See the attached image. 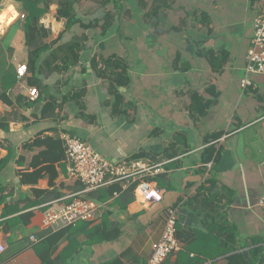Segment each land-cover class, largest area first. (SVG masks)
Masks as SVG:
<instances>
[{
	"label": "crops",
	"instance_id": "1",
	"mask_svg": "<svg viewBox=\"0 0 264 264\" xmlns=\"http://www.w3.org/2000/svg\"><path fill=\"white\" fill-rule=\"evenodd\" d=\"M12 7L16 17L10 14L5 22L0 20V245L6 248L0 254V264H42L39 253L43 250L40 244L32 246V237L45 231L49 204L60 198L45 199L79 193L68 187L74 179L67 159L54 163L43 159L44 155L52 159L60 148L30 147L40 136L81 139L113 163L132 161L134 155L145 152L149 157L143 161L162 165L154 176L162 175L163 180L148 183L151 190L162 193L163 200L145 201L140 185L135 201L119 215L125 223L123 236L90 244L81 227L74 241V248L80 245L79 251L69 259L70 264H103L116 258L123 264H147L153 245L162 238L170 209L177 211V229L200 232L191 258H201L202 264H227L230 254L218 252V237L215 232L210 234L214 228H204L202 218L190 205L212 168L210 164L205 174L199 172L203 138L216 132L224 133L218 140L222 155L215 166L218 189L234 193L227 220L237 230L239 247L231 253L248 257L253 248L264 246L260 208L264 197V75L246 71L264 0H115L105 8L81 0L76 5L80 22L73 26L57 19L58 4L54 2L41 20L51 32V41L62 37L64 44L83 35L90 40L81 62L71 71L40 79L59 103L74 89L87 88L84 113L94 117L93 121L81 118L82 109L74 102L65 103L55 119L42 117L41 98L30 99L28 76L20 77L17 72L29 59L21 5L3 0L0 16ZM109 11L116 20L105 33L103 24ZM203 14L209 16L207 26L199 20ZM210 50L227 53L228 64L218 75V103L194 125L189 119L190 94L203 92L213 76L205 58ZM94 55L119 57L128 63L132 83L123 90L128 104L125 116H112L107 85L90 67ZM246 79L250 84L244 87ZM177 133H185L187 141L169 150L178 153L174 160L165 159ZM47 149L52 154L46 155ZM180 160V166L166 168ZM68 243H61L55 257ZM169 260L174 263L177 256Z\"/></svg>",
	"mask_w": 264,
	"mask_h": 264
},
{
	"label": "trees",
	"instance_id": "2",
	"mask_svg": "<svg viewBox=\"0 0 264 264\" xmlns=\"http://www.w3.org/2000/svg\"><path fill=\"white\" fill-rule=\"evenodd\" d=\"M3 0H0V3ZM21 5V13L23 16V28L26 32V42L29 48V59L27 64V71L25 77L28 76V83L31 88H36L39 92V97L43 103L42 117L46 119H55L56 116L63 110L65 103L74 102L82 109L81 118L89 120L94 117L84 113L85 100L88 96V89L80 87L70 92L62 103H59L58 98L51 93L50 88L41 81V77L50 78L55 73H68L75 66H77L82 59V53L86 50L90 37L75 36L71 41L61 44V38L56 41H51V32L41 24L42 18L50 12L51 6L54 2L58 4L57 19L65 20L68 26H73L80 22L77 18L76 5L81 0H15ZM101 7H108L114 3L115 0H91ZM13 14L16 13L14 8H10L9 12L0 16V20L5 22ZM201 24L207 26L209 24V16L207 14L200 15ZM13 20V19H12ZM116 20L112 12H108L103 24L104 32L106 33ZM205 58L209 61L212 71V77L209 84L205 87L203 92L193 91L190 94L189 105V119L194 125H197L206 117L210 110L218 103L220 92L218 90V75H221L225 66L228 64L227 53H217L214 50L206 52ZM90 67L94 74L100 79L104 80L109 95L112 97L110 106L112 109V116L118 118L127 114L123 90L127 89L132 83L130 75V68L128 63L119 57L104 58L100 55H94L90 60ZM187 69V67H185ZM6 102L5 95L1 96ZM39 99V98H38ZM37 99V100H38ZM24 101V100H23ZM36 101V100H35ZM224 133L216 132L205 135L203 143L204 149L199 156V163L202 166L199 169L200 174H205L208 165L212 164L209 176L206 178L205 184L202 185L196 196L190 199V205L202 218V225L206 229L214 228L213 232L218 237L219 245L218 252L223 255L230 254L227 257V264H264V246L253 248L247 257L245 253H231L238 250L239 244L237 239V230L229 223L227 210L233 203L234 193L227 188L218 189V178L215 174V166L220 162L222 155V146L218 140L222 138ZM187 136L185 133H177L170 141V148L166 150L164 158L174 160L178 153L170 152L169 150L175 148L178 143H186ZM30 147L33 145L50 146L60 148V153L49 159L48 156L43 157L45 161L66 160V149L64 148V141L60 138L53 137H37ZM28 146V145H27ZM53 151L47 149L46 155L52 154ZM184 153V150L181 151ZM148 153L140 152L134 155L130 160L139 161L147 160ZM21 158V157H20ZM22 160V158H21ZM151 160V159H150ZM152 160H155L152 158ZM151 160V161H152ZM155 163V162H154ZM181 160L177 163L172 162L166 168L170 170L171 167L180 166ZM163 180L162 175L154 177L147 176L142 179L145 182ZM140 180L128 184L126 187L123 183L117 182L106 187L100 188L96 191L84 195L85 199L96 202L103 208V213L100 218V223L94 225L92 222H78L74 225L67 226L59 230L46 229L40 235H34L38 241L32 244L43 250L39 253L42 264H70L69 259L79 251L80 245L74 248V241L77 233H80L81 227H84L88 236L90 244H102L105 242H113L119 240L124 233L125 223L120 220V213L127 211L128 205L135 201V191L140 184ZM68 186L72 192H81L84 186L77 180H72ZM63 197L62 194H56L45 199V201L57 200ZM29 218L32 213L27 215ZM29 221V220H28ZM92 225H94L92 227ZM199 233L193 228L178 227L177 238L185 245L183 252L168 257L162 264H202L201 258L197 259L195 256L191 258L193 247L199 238ZM67 240L69 243L67 247L55 257V254L60 249L63 241ZM258 240V244L260 243ZM177 256V260L173 263L169 259ZM103 264H123L121 258L107 261Z\"/></svg>",
	"mask_w": 264,
	"mask_h": 264
},
{
	"label": "built area",
	"instance_id": "3",
	"mask_svg": "<svg viewBox=\"0 0 264 264\" xmlns=\"http://www.w3.org/2000/svg\"><path fill=\"white\" fill-rule=\"evenodd\" d=\"M246 60L248 75H264V13L256 20L255 35ZM26 71L27 66H23L19 67L17 72L20 77H24ZM249 84L250 82L246 79L243 86L246 87ZM29 97L32 101L37 100L39 98L38 90L30 88ZM62 140L66 149L70 176L81 182L84 190L66 195L49 204L50 207L45 215V230H59L78 222H98L103 213L102 206L85 199L84 195L113 183L121 182L126 187L128 184L140 180L136 191L143 185L142 192L145 201L161 202L163 200L161 192L156 189L151 190L149 183L142 181L147 176L159 173L162 165H151L143 160L113 163L81 139L63 135ZM260 208L264 214V197L260 202ZM177 223V211L170 209L162 238L153 245L152 256L147 264H162L168 257L183 250L184 244L177 238ZM32 241L37 242L38 239L33 236ZM5 250V246L0 245V254Z\"/></svg>",
	"mask_w": 264,
	"mask_h": 264
},
{
	"label": "rangeland",
	"instance_id": "4",
	"mask_svg": "<svg viewBox=\"0 0 264 264\" xmlns=\"http://www.w3.org/2000/svg\"><path fill=\"white\" fill-rule=\"evenodd\" d=\"M6 6V5H5ZM1 10V9H0Z\"/></svg>",
	"mask_w": 264,
	"mask_h": 264
}]
</instances>
